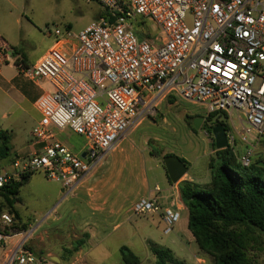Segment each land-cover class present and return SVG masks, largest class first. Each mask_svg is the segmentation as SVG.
<instances>
[{"label": "built area", "instance_id": "built-area-1", "mask_svg": "<svg viewBox=\"0 0 264 264\" xmlns=\"http://www.w3.org/2000/svg\"><path fill=\"white\" fill-rule=\"evenodd\" d=\"M92 1L103 17L77 33L55 29L52 47L19 70L51 90L34 101L39 120L31 136L40 149L0 171V189L42 173L71 193L167 98L203 107V123L226 115L228 146L237 162L249 167L253 143L264 142V0ZM15 58L0 37V68ZM233 112L239 129L229 123ZM64 130L85 140L81 153L55 139V132ZM160 211L151 198L132 207L141 217ZM179 219V210L163 209V234ZM15 224L12 216H0V264H43Z\"/></svg>", "mask_w": 264, "mask_h": 264}, {"label": "rangeland", "instance_id": "rangeland-1", "mask_svg": "<svg viewBox=\"0 0 264 264\" xmlns=\"http://www.w3.org/2000/svg\"><path fill=\"white\" fill-rule=\"evenodd\" d=\"M102 12L101 7L92 0H0V37L22 55L25 62V65L22 64L18 55V59H12L0 68V130L10 134L12 147L10 158L0 162L1 171L7 170L15 159L26 155L24 151L34 143L31 132L35 126L36 113L30 108V103L36 100L34 97L39 90L19 70L26 68V63L31 66L52 47L55 29L63 31L69 26L71 32L77 33L95 22ZM146 25L150 31H156L153 23L147 22ZM11 86L21 92L23 99H16ZM4 92H8L12 99H6ZM186 115L191 117L188 122L194 129L196 116L205 118L206 112L203 107L181 98H167L158 106L153 116L146 118L135 129V138L148 140L150 151L155 156L160 155V163L164 152L177 158H191L203 147V143L206 144V140L201 130L202 125L193 131L185 122ZM236 116L235 112L231 113L229 121L239 129ZM67 140L77 149L85 148L86 142L80 136L72 134ZM36 149L39 150L40 147L36 146ZM145 155L148 157L147 175L152 180L151 167L156 158L149 157L148 152ZM202 162L198 160L199 166ZM59 190V183L46 180L42 173H35L20 189L19 201L14 205L18 217L6 210L2 212L13 217L16 233L28 236L25 245L37 257L42 258L43 264H56L49 256H66L68 246L74 245L72 232L65 222H50L52 216L57 217L54 209ZM185 217L187 215L182 213L173 230L165 235L164 225L157 216L141 217L128 212L124 227L112 236L108 248L100 255L101 258L97 256L98 251L94 250L87 262L113 264L119 258L116 247L124 245L141 263L155 264L154 256L143 242L144 238H149L158 246L169 248L185 264H195L194 258H191L193 251L197 249L194 241L190 247L183 241V237H189ZM172 240L175 245L169 244ZM207 260V264H211V260ZM60 264L67 263L61 259Z\"/></svg>", "mask_w": 264, "mask_h": 264}, {"label": "crops", "instance_id": "crops-1", "mask_svg": "<svg viewBox=\"0 0 264 264\" xmlns=\"http://www.w3.org/2000/svg\"><path fill=\"white\" fill-rule=\"evenodd\" d=\"M103 16L104 11L97 17V20ZM26 65L29 66L27 63ZM33 82L39 90L34 99H37L42 93L51 90L49 85L43 81ZM11 89L15 91L16 99H23L19 90L14 88V86H11ZM4 94L6 99H12L9 97L8 92H4ZM30 108L36 113V124L39 120V114L34 109V100L30 103ZM198 118L200 117L196 116V119ZM137 127L131 130L112 151L108 152L71 193H63L60 186L55 199L58 202L54 209V214L57 217L52 216L50 222H61L62 224L65 222L72 232L71 239L74 245L68 246L66 256L63 254L61 258L56 255L49 256V259L56 264H60L61 259L67 264H89L87 259L94 250L98 251L97 256L100 257L108 248L112 236L124 227L127 213L132 212L133 205L141 199L151 198L158 202L161 208L160 213L149 216H157L162 223L163 209L179 210L180 216L182 213L186 215V210L180 200L179 183L186 181L198 186L208 183L209 171L207 165L215 148L213 139L208 137L205 131L202 132L205 136L206 147L203 143V147L191 158L178 157L187 163L186 174L178 183L171 184L167 178L166 170L158 158H156L154 165L151 167L153 171L152 180L148 177L146 170L148 157L146 158L145 152H148V156L152 157L150 148L147 146L149 141L135 138L134 132ZM55 133V139L72 152L81 153L83 151L84 147L77 149L67 140L68 136L73 133L69 131H56ZM253 144L255 146L254 162L259 161L264 167V142ZM242 150L243 147H239L236 152L240 153ZM33 151H37L34 143L24 153L29 154ZM166 154L164 152L161 157ZM198 160L203 161L200 166ZM185 219L187 227V217ZM188 235V238L183 237V241L184 244L190 247L193 240L189 233ZM147 241L151 240L144 238L143 242L145 244ZM169 244L175 245L173 240ZM122 247L126 246L118 245L116 247L119 258L112 262L113 264H124L120 254ZM177 251L181 252V250ZM191 258H194L195 264H207L209 262L207 258L198 253L197 249L193 251ZM139 264L143 263L139 260Z\"/></svg>", "mask_w": 264, "mask_h": 264}, {"label": "trees", "instance_id": "trees-1", "mask_svg": "<svg viewBox=\"0 0 264 264\" xmlns=\"http://www.w3.org/2000/svg\"><path fill=\"white\" fill-rule=\"evenodd\" d=\"M67 28L70 29L69 26ZM14 51L18 59L19 54ZM19 56L25 65L24 57ZM190 118L186 115L184 119L194 131L188 122ZM227 120L226 115L210 116L202 124L201 130L208 137H211V129L216 125L228 131ZM10 142V134L0 130V162L10 158ZM150 155L155 158L160 156H155L152 151ZM168 156L172 155L161 157L162 164V159ZM207 167L208 183L201 186L186 181L179 183L180 200L187 215V230L198 253L209 258L211 264H264V167L260 166L259 161L242 167L230 146L214 149ZM34 174L25 175L20 182L0 189V216L6 210L18 217L14 205L19 201L21 187ZM146 247L154 256L155 264H185L169 248L151 241L146 242ZM120 254L124 264H139L128 248L122 247Z\"/></svg>", "mask_w": 264, "mask_h": 264}, {"label": "water", "instance_id": "water-1", "mask_svg": "<svg viewBox=\"0 0 264 264\" xmlns=\"http://www.w3.org/2000/svg\"><path fill=\"white\" fill-rule=\"evenodd\" d=\"M202 123V118L195 119L194 129H199ZM211 138L213 139V146L215 150L226 149L228 147L226 131L223 126H214L211 129ZM162 162L171 184L178 183L180 179L186 174V165L181 159L174 156H168L164 157ZM260 166L263 167V164H260Z\"/></svg>", "mask_w": 264, "mask_h": 264}]
</instances>
